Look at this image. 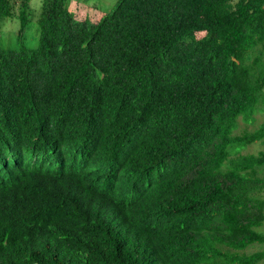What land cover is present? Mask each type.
<instances>
[{
  "label": "trees",
  "instance_id": "trees-1",
  "mask_svg": "<svg viewBox=\"0 0 264 264\" xmlns=\"http://www.w3.org/2000/svg\"><path fill=\"white\" fill-rule=\"evenodd\" d=\"M0 46V264H257L264 244V0H44ZM13 14L0 0V20ZM204 31L187 41L191 32Z\"/></svg>",
  "mask_w": 264,
  "mask_h": 264
},
{
  "label": "rangeland",
  "instance_id": "rangeland-1",
  "mask_svg": "<svg viewBox=\"0 0 264 264\" xmlns=\"http://www.w3.org/2000/svg\"><path fill=\"white\" fill-rule=\"evenodd\" d=\"M23 0H11L13 4V14L5 16L0 20V46L5 49L18 50L20 42L18 39V32L20 29V18L18 16ZM44 0H29V8L27 9V23L23 30L21 42L28 47H36L38 44V23L37 19L41 11V5ZM117 0H65V9L70 16L79 20L80 22H87L89 24L95 23L103 14L112 10ZM238 0H231L235 4ZM205 35L204 31L191 32L185 36V40L192 41L201 38ZM257 58V65L252 68V75L256 77L260 74L264 75V51L260 46H256L246 56L247 63L251 64ZM262 96H264V87L262 89ZM263 110L258 111L254 115L252 123L243 122L241 118L238 120V127L235 133H241L246 130H253L261 122L264 121V104L260 105ZM264 151V143L260 141L253 142L241 149V153H258ZM257 174L264 177V166L257 168ZM264 194V193H263ZM257 230L264 233V222L257 227ZM264 248V244H252L248 246L243 252L251 253L253 251ZM257 264H264V260Z\"/></svg>",
  "mask_w": 264,
  "mask_h": 264
}]
</instances>
